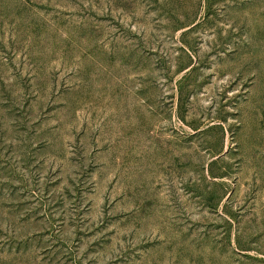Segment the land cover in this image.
<instances>
[{"label":"rangeland","instance_id":"obj_1","mask_svg":"<svg viewBox=\"0 0 264 264\" xmlns=\"http://www.w3.org/2000/svg\"><path fill=\"white\" fill-rule=\"evenodd\" d=\"M0 264H264V0H0Z\"/></svg>","mask_w":264,"mask_h":264}]
</instances>
